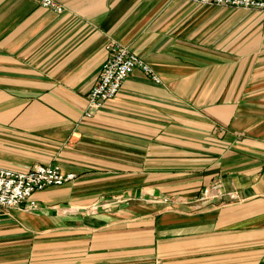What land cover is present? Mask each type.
Here are the masks:
<instances>
[{
    "label": "crops",
    "instance_id": "0c3cea01",
    "mask_svg": "<svg viewBox=\"0 0 264 264\" xmlns=\"http://www.w3.org/2000/svg\"><path fill=\"white\" fill-rule=\"evenodd\" d=\"M55 2L0 0V167L76 177L0 208V264H264L263 14ZM110 41L160 82L134 69L91 111Z\"/></svg>",
    "mask_w": 264,
    "mask_h": 264
},
{
    "label": "built area",
    "instance_id": "2783aa9c",
    "mask_svg": "<svg viewBox=\"0 0 264 264\" xmlns=\"http://www.w3.org/2000/svg\"><path fill=\"white\" fill-rule=\"evenodd\" d=\"M40 6L61 12L62 7L55 0H33ZM198 5L233 7L240 10L259 11L263 14L262 30L264 32V0H186ZM105 60L101 66L95 84L86 98L88 110H95L103 103L115 98L122 83L134 70L139 69L150 80L160 82L159 76L142 58L116 41L108 42L105 47ZM88 116L91 113H87ZM74 173H64L60 166L37 164L25 171L0 167V208H14L25 204L26 209H36V202L31 196L48 187L61 186L75 178ZM220 194L217 184L205 187L200 199L205 201Z\"/></svg>",
    "mask_w": 264,
    "mask_h": 264
}]
</instances>
